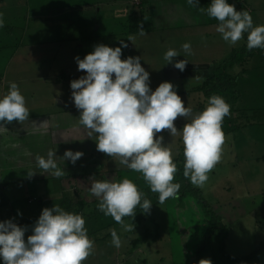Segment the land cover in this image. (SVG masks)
<instances>
[{"label": "rangeland", "instance_id": "obj_1", "mask_svg": "<svg viewBox=\"0 0 264 264\" xmlns=\"http://www.w3.org/2000/svg\"><path fill=\"white\" fill-rule=\"evenodd\" d=\"M46 1L0 0V14L4 20V26L0 28V96L2 91L8 92L10 81L13 79L12 76L7 78L8 70L21 69L26 74L35 75L49 68H53V72L66 68L75 74L74 78H77L78 71L79 74H83L82 76L86 75L85 72L78 70L76 57L83 59L94 50L95 46L100 44L112 48L121 47L120 41L122 40L128 47L122 48L121 59H127L129 56L142 58L144 54H148L144 57L153 56L156 63H160L161 59H164L165 53L171 49L167 45L154 44L153 37L147 36L141 38L138 45H142L141 48L135 49L134 47L131 51L133 41H128L129 37L123 40L124 38L120 36H109L103 29L99 33L100 39L96 40L92 27L95 14L92 18L90 15L93 13L84 11V9L81 11L78 6H75L78 8L74 11L67 13V16H63V20L66 18L69 20L62 24L63 27H58L57 20L48 22L47 19L48 17L53 19V16L57 19L60 10H62L59 7L65 1L53 0L56 3L55 7L46 4ZM73 1L78 2L77 0ZM112 2L116 4L115 0ZM245 2L251 11L253 23L264 25V0H245ZM41 3L48 7V11H44L43 16L38 19L40 21L35 23L33 12ZM133 3L140 2L133 0ZM204 19L198 20L196 27L189 29V34H183L185 31L180 33L182 37L179 39L180 44L177 45L176 50L179 55L190 56L191 61L209 66L215 62L223 61L230 56L234 49L244 46L246 42L244 37L235 46H229L221 34L216 31L218 24L210 23L209 19L204 22ZM114 37L118 39L112 40ZM10 38H13V42L17 40L19 43L26 39V43L18 46L20 49L15 55L13 54L18 47H13ZM66 39L68 40L64 41ZM58 40H62L61 44L56 42ZM177 42L175 40L174 45ZM186 42L191 45L190 53H186L182 49V45ZM57 50L59 51L58 57L55 55ZM135 51H137L136 55ZM191 56H194L193 60ZM258 63L259 65L264 63V56L257 55L244 65H236L231 70V73L239 77L237 87L239 98L236 102H227L230 105V110L232 106H234L235 111L241 107L244 111L239 112H246L245 116L240 113L242 118H253L252 121L256 122H245V126H243L242 120H239L237 113H234L235 123L222 125L224 131L231 129L225 133L227 139L222 158L208 173V180L203 187L194 185L201 190L203 198L211 205L222 221L224 220L230 226V235L225 241L226 254L229 257L251 255V258L239 262L224 260L226 257L222 251L223 243L215 238L206 245L201 254L202 259H210L212 264H264V120L262 121L261 117L254 118L257 116L255 115L256 110H258L259 115L262 110L264 111V71L256 69L255 66ZM161 69V66L148 69L150 72L153 70L155 74L149 78V87L152 91L160 83L169 82L166 77L160 74ZM33 77L23 78L35 81ZM194 81L197 84H203L204 80L195 78V80H191V83L195 84ZM43 85L39 82H29L27 85L21 83L24 90L27 86L30 93L35 92L34 100L44 99V96L50 94L51 90L53 95L60 92L67 95L72 94L69 93L72 90L70 86L59 88L55 84H50L51 88L47 89ZM185 87L184 85L183 88ZM175 88L174 90L181 97L185 106L192 108L193 115L202 112L198 108L204 101L203 93L197 91L183 93L180 89L181 85H179V89ZM43 90L44 92L41 94ZM185 123L187 120L184 117H178L174 121L178 131L182 130ZM156 135L157 138L162 136L163 144L171 147L175 162L183 152L181 136L172 137L168 130ZM111 166L116 171L119 170V175L117 173L103 174L106 176V180L120 182L122 179L128 178L135 184L149 186L141 173L121 165L118 158L113 157ZM95 217L97 224L94 228L97 231L90 232L89 238L94 241V248L98 247V253L93 252L90 257L99 262L101 260L107 262L117 252V256H127L123 264H194V259L198 256L197 251L202 246L204 232L209 226L201 203L191 195L183 199L175 197L163 204H156L151 207L149 212L141 213L136 222L133 219L137 220V217L132 219L124 217V223L133 226L132 231H125L113 218L106 219L102 211L97 212ZM111 229H115L120 236L122 243L119 248L111 242ZM145 232L150 235L148 242L133 250L131 240L140 237ZM98 242L100 244H97ZM86 261L89 260L84 262Z\"/></svg>", "mask_w": 264, "mask_h": 264}, {"label": "clouds", "instance_id": "obj_2", "mask_svg": "<svg viewBox=\"0 0 264 264\" xmlns=\"http://www.w3.org/2000/svg\"><path fill=\"white\" fill-rule=\"evenodd\" d=\"M197 7L199 0H187ZM204 12V8H199ZM207 15L219 24L216 31L229 46H235L247 33V49H264V25H253L249 11H237L227 0H211ZM4 26L0 14V28ZM141 34H145L140 26ZM128 40L132 41L129 37ZM121 47L103 44L83 59L76 57L78 70L86 75L71 81L72 99L80 110L79 123L88 130V137L96 136L97 151L118 158L121 165L141 173L154 193L159 194V203L178 195L181 185L174 183L177 165L169 145L157 133L168 130L172 137L180 135L183 144V175L190 182L203 187L208 173L220 162L226 135L223 121L230 115V105L224 98L213 95L205 109L193 115L186 107L170 82H162L152 91L149 73L141 66V57L121 59ZM190 53L191 45H182ZM179 53L169 49L164 59L171 63ZM187 60H180L174 67L184 71ZM29 109L18 85L11 82L7 94L0 98V122L23 124L29 119ZM184 117L187 123L178 131L174 121ZM190 118V119H189ZM0 130H7L0 123ZM84 154L66 150L63 160L73 164ZM55 151L49 150L47 158L37 156L38 167L59 178L64 172L58 168ZM29 172L28 175H34ZM90 193L99 200L98 209L110 216L125 231L132 225L124 223V217H133L137 206L143 212L150 211L152 203L128 178L120 182L94 180ZM25 227L12 220L0 222V258L3 264H83L94 251V241L89 238L82 215L63 210L59 205L44 208L33 227V234L25 240ZM112 244L121 246L120 236L111 229ZM198 264H212L210 259H201Z\"/></svg>", "mask_w": 264, "mask_h": 264}, {"label": "crops", "instance_id": "obj_3", "mask_svg": "<svg viewBox=\"0 0 264 264\" xmlns=\"http://www.w3.org/2000/svg\"><path fill=\"white\" fill-rule=\"evenodd\" d=\"M64 1V3H61L63 5L59 7L62 10H60L57 19L54 16L53 19H50L47 15L48 22L57 20L58 22H54L58 23V27H63L62 24L69 20L68 18L63 20V16H67V13L79 7L81 11L84 9V11L93 13L90 15L92 18L95 14L92 27L94 28L93 33L96 35V40L100 39L99 33L102 29L109 36H120L124 38L123 40L132 37L131 51L134 47L135 49L141 48L142 45L138 46L140 40L147 36L153 37L154 44L167 45L171 49L177 50V45L180 44L179 39L182 37L180 33L185 31L183 34H189V29L196 27L198 20L205 18L204 22H207L208 19L206 10L204 12L199 11V8H204L200 1L197 7L189 5L187 0H139L140 3L137 4H134L133 0H115L116 4L112 0H77V3L73 0ZM46 4L55 7L56 3L53 0H47ZM44 11H48V7L43 3L34 9L33 18L35 23L40 21L38 19L43 16ZM84 14L82 15L84 16ZM140 26L145 31L143 35L138 30ZM12 37L14 38L13 34ZM13 38H10V41ZM115 38L112 40H115ZM175 40L178 41L176 45H174ZM61 41L56 42L61 44ZM22 43H26V39ZM22 43L17 40L12 41L13 47H18ZM18 49L20 47L15 50L13 55L16 54ZM58 52L57 50L55 54L57 57ZM136 53L137 51H135V55ZM144 55L140 63L149 73V78L155 74L153 70L150 72L148 69L161 66L160 74L166 77V80L172 83L174 87L179 89V85H181L180 89L183 93L197 91L196 88L201 85V83L197 84L195 81V84L191 83L192 79L204 80L203 71L208 65L191 61L190 56H188L189 59L186 56L179 55L174 57L171 63H167L165 59H161L160 63H156L153 56L144 57ZM191 57L193 60L194 56ZM180 60L188 61L184 71L174 67V64ZM261 65L258 63L255 67L259 71H264ZM35 75L26 74L21 69L8 70L6 74L7 78L12 76L13 79L10 82H15L18 85L21 94L25 97L27 108L31 110H29V119L23 124L17 121L12 123L0 122L7 129L0 130V222L12 220L18 226L25 227L27 229L25 240H27V237L33 234V227L42 210L46 207L53 208L54 205H59L67 212L82 215L85 220L87 234L90 236V232L97 231L94 228L97 224L95 216L97 212H100L98 209L99 200L91 195L90 186L94 180H106V176L103 174L117 173L119 175V170L116 171L111 166L113 157L97 151L95 134L91 138L88 137V130L80 125V111L74 105L72 94L67 95L60 92L53 95L51 90V93L44 96V99L34 100L35 92L30 93L27 86H25V90L24 86H21V83L27 85L29 82H39L44 84L43 86H46L47 89L51 88L50 84H55L59 88H66L70 86L71 81L79 79L83 74H79L78 71L77 78H74L75 74L66 70V68L58 72H53V68H49ZM27 76H34L35 81L23 78ZM184 85L185 88H183ZM35 91L37 92V90ZM43 92L44 90L41 94ZM69 93H72V90ZM5 94L7 93L2 91L0 97L3 98ZM239 111L244 110L239 107L236 112L239 120H242L243 126H245V122H256L252 121L253 118H242L240 113L245 116L246 112ZM252 111L254 113V109ZM255 115H253L254 118L261 117L262 121L264 120L263 110L260 115L256 110ZM50 149L55 151L56 156L54 158L57 161L58 168L64 172V175L59 178L51 172L40 169L36 161L37 156L47 158ZM66 150L80 151L84 155L73 164L70 160L62 159ZM29 172L35 174L29 176ZM103 216L108 220L109 218L112 219L110 216H105L104 213ZM131 245L133 250L138 249L133 244ZM93 252L98 253V247H95ZM90 256L87 259L89 261L83 262V264H123L127 257L125 255L117 256V252H115L109 261L103 262L101 260L99 262ZM0 260V264H3L2 258Z\"/></svg>", "mask_w": 264, "mask_h": 264}, {"label": "trees", "instance_id": "obj_4", "mask_svg": "<svg viewBox=\"0 0 264 264\" xmlns=\"http://www.w3.org/2000/svg\"><path fill=\"white\" fill-rule=\"evenodd\" d=\"M202 5L204 6L205 10L207 7L211 4V0H199ZM229 4H233L237 11L247 10L250 12V9L247 7L245 0H227ZM207 13V12H206ZM210 23L219 24V22L215 18H211L207 15ZM134 25V24H133ZM254 26L255 23H253ZM132 28V27H131ZM140 30V28H138ZM245 38V44L241 48L234 49L230 56L223 61L217 63L215 62L212 65H209L206 67V69L203 71V77L204 81L203 84L198 86L196 89L197 91L203 93L204 95V101L201 103L198 109L200 111H203L208 103V100L213 95H218L226 102H236L238 101L237 98H239L238 95V83H239V77L235 76L233 73H231V70L236 67V65H244L249 61L251 58H255L257 55L264 56V49H252L249 51L247 49V33H244ZM262 60V59H260ZM264 68V63L261 65ZM262 68V69H263ZM228 98V99H227ZM228 103V104H229ZM230 115L226 116L223 121V125L226 123V125H229V123H235L234 113L237 111L234 110V106L231 107ZM231 117V118H228ZM232 129H234L232 127ZM231 130V129H228ZM228 130H223L224 133H227ZM177 165V172L175 174L174 183H179L181 185L178 195L176 197L183 199L187 196H194L198 199V201L201 203L204 212L206 214V218L209 222V226L207 230L204 232L203 239H202V246L198 249L197 253L198 256L194 259V264H198V262L202 259L201 254L203 250L205 249L206 245L215 238H218L221 243H223L222 251L223 254H225L224 260H231L233 262H239L243 260H248L251 258V255L249 256H239V257H229L226 254L225 250V241L227 240L228 236L230 235V226L222 221V219L216 214V212L212 209L211 205L203 198L201 190L196 188L191 182L190 179L185 178L183 175V166H184V155L182 152V155L174 162ZM138 189L144 194V199H148L151 201L152 206L156 204H159V194L154 193L151 191L150 186H145L142 184H136ZM175 198V197H173ZM172 199V198H169ZM168 199V200H169ZM166 200V201H168ZM135 216L137 217L133 219L134 222L139 220V217L141 216V213H143V209L140 206H137L135 209ZM127 217V216H126ZM133 218V217H129ZM149 233L145 232L140 235V237L132 240V244L135 248L140 247L142 244L147 243L149 240ZM220 243V244H221Z\"/></svg>", "mask_w": 264, "mask_h": 264}, {"label": "built area", "instance_id": "obj_5", "mask_svg": "<svg viewBox=\"0 0 264 264\" xmlns=\"http://www.w3.org/2000/svg\"><path fill=\"white\" fill-rule=\"evenodd\" d=\"M14 222V221H13ZM15 223V222H14Z\"/></svg>", "mask_w": 264, "mask_h": 264}]
</instances>
